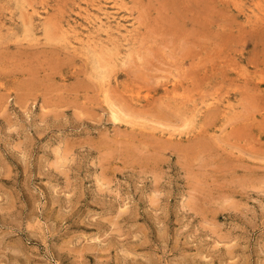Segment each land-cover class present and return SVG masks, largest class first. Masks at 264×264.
<instances>
[{"label": "rangeland", "instance_id": "374dc122", "mask_svg": "<svg viewBox=\"0 0 264 264\" xmlns=\"http://www.w3.org/2000/svg\"><path fill=\"white\" fill-rule=\"evenodd\" d=\"M88 1L0 0V264H264V0Z\"/></svg>", "mask_w": 264, "mask_h": 264}, {"label": "bare ground", "instance_id": "6f19581e", "mask_svg": "<svg viewBox=\"0 0 264 264\" xmlns=\"http://www.w3.org/2000/svg\"><path fill=\"white\" fill-rule=\"evenodd\" d=\"M90 1H91V0H90ZM90 1H88V3H89ZM107 1H108V0H107ZM109 1H110V0H109ZM114 1H115V0H114ZM82 2H83V1H82ZM115 2H116V1H115ZM118 3H119V2H118ZM91 4H92V3H91ZM94 4H95V3H94ZM115 4H116V3H114V5H115ZM107 5H108V4H107ZM80 6H81V5H80ZM86 6H87V5H86ZM86 6L83 5V7H86ZM92 6H93V5H92ZM115 6H116V5H115ZM117 6H118V5H117ZM81 7H82V6H81ZM81 7H80V8H81ZM98 7H99V6H98ZM106 7H107V6H106ZM109 7H110V6H109ZM112 7H113V6H111V8H112ZM119 8H120V6H119ZM78 9H79V8H78ZM99 9H100V7H99ZM79 10H80V9H79ZM90 10H91V9H90ZM92 10H93V9H92ZM92 10H91V11H92ZM102 10H103V9H102ZM102 10L100 9V11H102ZM116 10H117V9H116ZM86 11H87V10H86ZM86 11H85V12H86ZM97 11H99V10H97ZM104 11H106V10H104ZM107 11H108V10H107ZM125 11H126V10H125ZM88 12H90V11H88ZM88 12H87V14H88ZM35 13H36V12H35ZM90 13H92V12H90ZM93 13H94V12H93ZM98 13H100V12H98ZM103 13H106V12H103ZM110 13H111V12H110ZM121 13H122V12H121ZM36 14H37V13H36ZM107 14H108V13H107ZM125 14H126V13H125ZM34 15H35V14H34ZM34 15H33V16H34ZM102 15H104V14H102ZM115 15H116V14H115ZM118 15H119V14H118ZM38 16H39V14H38ZM85 16H87V15H85ZM91 16H92V15H91ZM104 16H107V15H104ZM31 17H32V16H31ZM111 17H112V16H111ZM113 17H114V16H113ZM116 17H117V16H116ZM119 17H120V16H119ZM36 18H37V17H36ZM81 18H82V17H81ZM89 18H91V17H89ZM101 18H102V17H101ZM129 18H130V16H129ZM34 19H35V18H34ZM105 19H106V18H105ZM105 19H104V20H105ZM108 19H110V18H108ZM108 19H107V20H108ZM120 19H121V17H120ZM40 20H41V19H40ZM86 20H87V19H86ZM98 20H99V19H98ZM98 20H97V21H98ZM104 20H103V21H104ZM114 20H116V19H114ZM117 20H118V19H117ZM127 20H128V19H127ZM23 21H24V20H23ZM32 21H33V19H32ZM32 21H31V22H32ZM73 21H74V20H73ZM112 21H113V19H112ZM120 21H121V20H120ZM105 22H106V21H105ZM109 22H111V21H109ZM117 22L120 23L119 21H116L115 24H118ZM127 22H128V21H127ZM77 23H78V22H77ZM83 23H84V22H83ZM125 23H126V22H125ZM31 24H32V23H31ZM37 24H38V23H37ZM37 24L35 23V25H37ZM39 24H40V23H39ZM69 24H70V23H69ZM81 24H82V23H81ZM99 24H100V23H99ZM106 24H107V23H106ZM130 24H131V23H130ZM134 24H135V23H134ZM67 25H68V24H67ZM91 25H93V24H91ZM104 25H105V24H104ZM107 25H108V24H107ZM110 25H111V24H110ZM126 25H127V24H126ZM79 26H80V25H79ZM101 26H103V25H101ZM119 26H120V25H119ZM136 26H137V25H136ZM34 27H35V26H34ZM88 27H89V25H88ZM103 27H104V26H103ZM110 27H111V26H110ZM122 27H123V26H122ZM129 27H130V26H129ZM132 27H134V25H133ZM39 28H40V27H39ZM75 28H76V27H75ZM79 28H80V27H79ZM79 28H78V29H79ZM82 28H83V27H82ZM105 28H107V26H106ZM119 28H120V27H119ZM126 28H128V27H126ZM136 28H137V27H136ZM66 29H67V28H66ZM76 29H77V28H76ZM92 29H93V27H92ZM114 29H115V28H114ZM117 29H118V27H117ZM34 30H35V29H34ZM90 30H91V29H90ZM93 30H94V29H93ZM108 30H109V29H108ZM108 30H107V31H108ZM110 30H111V29H110ZM120 30H121V29H120ZM124 30H126V29H124ZM127 30H128V29H127ZM132 30H133V29H132ZM67 31H68V30H67ZM73 31H74V30H73ZM81 31H82V30H81ZM84 31H85V30H84ZM114 31H115V30H114ZM114 31H113V32H114ZM32 32H34V31H32ZM75 32H76V30H75ZM90 32H92V31H90ZM98 32H99V31H98ZM131 32H132V31H131ZM131 32H130V33H131ZM134 32H135V30H134ZM21 33H22V32H21ZM80 33H81V32H80ZM99 33H100V32H99ZM99 33H98V34H99ZM114 33H115V32H114ZM114 33H113V35H114ZM120 33H122V32L120 31ZM124 33H125V32H124ZM37 34H38V33H37ZM37 34H35V35H37ZM94 34H95V33H94ZM94 34H93V35H94ZM117 34H119V33L117 32ZM87 35H88V33H87ZM95 35H96V34H95ZM106 35H107V34H106ZM106 35H105V36H106ZM120 35H121V34H120ZM125 35H126V34H125ZM128 35H129V34H128ZM133 35H134V34H133ZM41 36H42V35H41ZM74 36H75V35H74ZM83 36H84V35H83ZM98 36H99V35H98ZM108 36H109V35H108ZM115 36H116V35H115ZM121 36H122V35H121ZM123 36H124V35H123ZM130 36H131V35H130ZM20 37H22V36H20ZM25 37H26V36H25ZM43 37H44V35H43ZM75 37H76V36H75ZM88 37H89V35H88ZM100 37H101V36H100ZM110 37H111V36H110ZM124 37H125V36H124ZM22 38H23V37H22ZM27 38H28V35H27ZM34 38H35V37H34ZM38 38H39V37H38ZM81 38H82V37H81ZM86 38H87V37H86ZM111 38H112V37H111ZM125 38H126V37H125ZM25 39H26V38H25ZM32 39H33V38H32ZM41 39H42V38H41ZM91 39H92V38H91ZM114 39H115V37H114ZM132 39H133V38H132ZM82 40H83V39H80L81 42H85V41H82ZM85 40H87V39H85ZM99 40H100V39H98L97 41L99 42ZM111 40H112V39H111ZM26 41H27V40H26ZM30 41H31V40H30ZM69 41H70V40H69ZM92 41H94V40H92ZM101 41H102V39H101ZM101 41H100V42H101ZM105 41H106V38H105ZM108 41H109V40H108ZM113 41H114V40H113ZM116 41H117V40H116ZM124 41H125V40H124ZM73 42H74V41H73ZM109 42H110V41H109ZM118 42H119V41H118ZM118 42H117V43H118ZM120 42H121V40H120ZM128 42H129V41H128ZM128 42H127V43H128ZM68 43H69V42H68ZM114 43H115V42H114ZM124 43H125V42H124ZM127 43H126V45H127ZM131 43H132V42H131ZM133 44H134V43H133ZM133 44H132V45H133ZM70 45H71V44H70ZM73 45H74V44H73ZM74 46H75V45H74ZM85 46H86V45H85ZM128 46H129V45H128ZM82 47H83V46H82ZM116 47H118V45H116ZM120 47H121V46H120ZM68 48H69V47H67V49H68ZM72 48H74V47H72ZM77 48H78V47H77ZM118 48H119V47H118ZM124 48H126V51H128L129 49H131V48L127 49V47H124ZM79 49H80V48H79ZM72 50H73V49H72ZM123 50H124V49H123ZM73 51H74V50H73ZM117 51H118V50H117ZM120 52H121V51H120ZM120 52H119V54H120ZM124 52H125V50H124ZM82 53H83V52H82ZM84 53H85V52H84ZM88 53H89V52H88ZM88 53H87V54H88ZM115 54H116V52H115ZM124 54H125V53H124ZM85 55H86V54H85ZM79 56H80V55H79ZM119 56H120V55H119ZM125 56H126V55H125ZM82 58H83V57H82ZM84 58H85V57H84ZM86 58H87V57H86ZM114 58H115V57H114ZM117 59H118V58H117ZM117 59H116V60H117ZM85 61H86V60H85ZM121 61H122V60H121ZM90 63H91V62H90ZM90 63H89V64H90ZM123 63H124V62H123ZM98 66H99V65H98ZM99 67H100V66H99ZM94 72H95V71H94ZM105 77H106V76H105ZM101 79H102V78H101ZM104 79H105V78H104ZM99 80H100V79H99ZM104 81H105V83L107 82V80H104ZM109 81H110V80H109ZM100 82H101V81H100ZM100 84H101V83H100ZM100 84H99V85H100ZM106 85H107V84H106ZM109 85H110V83H109ZM107 86H108V85H107ZM101 87H102V86H101ZM103 87H104V86H103ZM101 89H102V88H101ZM101 89H100V90H101ZM103 89H104V88H103ZM105 89L107 90L108 88L105 87ZM101 92H102V91H101ZM103 93H104V92H103ZM221 102H222V101H221ZM223 105H224V104H223ZM225 106H226V105H225ZM230 106H231V105H230ZM200 107H201V106H200ZM200 107H199V108H200ZM231 107H232V106H231ZM222 108H223V107H222ZM225 109H226V108H225ZM227 109H228V107H227ZM114 110H115V109H114ZM111 111L113 112V110H111ZM228 111H229V110H228ZM224 112H225V111H224ZM113 113H114V112H113ZM113 116H114V115H113ZM198 116H199V115H198ZM115 119H116V117H115ZM197 119H198V118H197ZM135 122H136V121H135ZM126 123L128 124L129 122H126ZM133 123H134V122H133ZM139 123H140V122H139ZM151 123H152V122H151ZM124 124H125V123H124ZM129 125H130V124H129ZM131 125H132V124H131ZM136 125H137V124H135V126H136ZM156 125L158 126V125H160V124L157 123ZM126 126H127V125H126ZM138 127H139V125H138ZM140 127H141V126H140ZM140 127H139V128H140ZM142 127H143V126H142ZM146 127H147V126H146ZM146 127H145V128H146ZM128 128H129V127H128ZM143 128H144V127H143ZM134 129H135V127H134ZM148 129H149V128H148ZM149 130H150V129H149ZM162 130H163V129H162ZM142 131H143V130H142ZM156 131H158V130H156ZM165 132H166V130H165ZM173 132H174V131H173ZM173 132H172V133L170 132V133L173 134ZM161 133H162V132H161ZM180 133H181V132H180ZM180 133H179V134H180ZM186 133H188V132H186ZM165 134H166V133H165ZM171 134H170V135H171ZM175 134H176V132H175ZM180 136H181V134H180ZM168 137H169V136H168ZM178 137H179V136H178ZM170 138H171V137H170ZM172 138H173V137H172ZM173 139H174V138H173Z\"/></svg>", "mask_w": 264, "mask_h": 264}]
</instances>
